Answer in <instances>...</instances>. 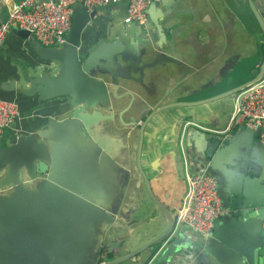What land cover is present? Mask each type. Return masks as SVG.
<instances>
[{
    "label": "crops",
    "instance_id": "obj_1",
    "mask_svg": "<svg viewBox=\"0 0 264 264\" xmlns=\"http://www.w3.org/2000/svg\"><path fill=\"white\" fill-rule=\"evenodd\" d=\"M253 3L264 20V0H253ZM184 6L192 10L194 19L190 15L182 17L183 24L193 22L177 40L176 52L182 56L181 64H163L145 70L140 83L133 81L139 77L137 70H128L123 66L126 64H120L115 72L128 74L131 80L119 79L115 95L109 87V109L101 107L97 110L105 119L102 117L104 120L92 125V139L86 141L78 133L70 132L69 135L62 134L56 142H48V146L55 148L57 177L75 184L79 190L82 188L83 192L92 193V198L117 224L104 230L99 248L94 250L89 264H104L97 261V254L107 246L115 247L126 232L142 229L151 221L157 223L158 234L167 227L168 214L149 198L137 164L138 128L149 113L161 106L195 103L224 94L253 80L264 63V35L245 0H188ZM148 9L153 16L161 12L158 7ZM5 18L6 10L0 7V20ZM148 18L145 26L150 28L151 20ZM138 25L126 21L123 4L98 8L96 16L81 34L78 52L85 57L97 46L104 51L114 45L127 48L131 56H139L143 49L137 43L129 47V41L124 37L126 30L130 35ZM166 36L169 39V33ZM19 39L11 30L0 49V97L16 103L20 110L19 119L5 131L0 142V147L4 148L36 133L50 134V120L65 112L67 107L66 99L43 102L39 96L27 97L16 89L4 87V84L16 81L25 88L23 78L30 79L44 73L55 76L58 70L56 64L39 58L24 40L22 42L29 47L28 50L15 49ZM3 47L8 48V52ZM19 59L24 61L22 68L18 65ZM12 60L17 66L12 64ZM144 60L145 57H141L140 65L147 63ZM98 65L106 66L103 58L98 60ZM104 77L105 84L109 85V77ZM235 95L200 106L178 105L156 115L147 125L141 167L154 197L172 215V220L187 190L184 158L188 159L190 170L197 163L209 173V166H205L204 157L200 154L205 148L202 145L203 134L222 138L246 131L243 124H234L227 130L234 111ZM181 118H187L185 122L194 124L187 127L183 139L184 123L179 124ZM132 120H136L135 129L130 127ZM7 131L9 135L6 138ZM219 169H224L222 163L211 171L221 175V186L225 188L226 197H230L241 185L236 184L237 178L233 174H229L226 180ZM259 185L264 188V177ZM7 191L8 188L0 190V195ZM182 225L179 227L185 231L191 244L182 264H220L218 245L214 239L209 240L212 236L201 238Z\"/></svg>",
    "mask_w": 264,
    "mask_h": 264
},
{
    "label": "water",
    "instance_id": "obj_2",
    "mask_svg": "<svg viewBox=\"0 0 264 264\" xmlns=\"http://www.w3.org/2000/svg\"><path fill=\"white\" fill-rule=\"evenodd\" d=\"M245 1L264 35V20L253 0ZM187 3L188 0H160L149 7H158L161 11L158 15L153 16L147 10L150 28L138 25L130 35L126 30L124 37L129 47L137 43L143 49L139 56H131L127 48L114 45L104 51L97 46L87 56H81L78 52L81 34L96 16V11L88 13L82 6L75 9L71 29L60 49L45 48L29 32L12 29L20 39L28 42L39 58L56 64L58 70L55 76L44 73L23 78L25 88L16 81L4 87L16 89L27 97L39 96L43 102L66 99L67 107L65 112L50 120V134L36 133L28 139H20L16 145L0 147V190L9 189L5 195H0V264H89L104 230L117 225L106 209L92 198V193L83 192L82 188L79 190L75 184L57 177L55 148L48 146V142H56L62 134L70 132L78 133L86 141L91 138L92 125L105 119L97 110L109 109V87L115 95L118 80L130 79L128 74L115 72L120 64L138 71L135 83H140L145 70L163 64H181L182 56L176 52L177 40L193 22L183 24L182 17L190 15L194 19L192 10L184 6ZM143 56L147 63L140 65ZM100 58L107 68L98 65ZM263 75L264 63L253 80L224 94L195 103L161 106L149 113L138 128L137 164L149 198L168 214L167 227L158 234L157 223L151 221L142 229L126 232L115 247L103 248L97 254V261L104 264H182L185 261L191 248L185 231L174 224L172 215L154 197L141 167L147 125L156 115L178 105L200 106L237 94ZM104 76L109 77V85L105 84ZM186 119L181 118L179 124H185ZM130 127H137L136 120L131 121ZM260 134L261 130L247 128L231 137L203 134L205 148L200 154L218 182L222 202V215L213 224L209 239H214L218 245L220 264H264V188L259 185L264 177V144L257 140ZM221 163L224 171L219 170L226 180L233 174L236 184L241 185L230 197H226L225 188L221 186V175L211 171Z\"/></svg>",
    "mask_w": 264,
    "mask_h": 264
},
{
    "label": "built area",
    "instance_id": "obj_3",
    "mask_svg": "<svg viewBox=\"0 0 264 264\" xmlns=\"http://www.w3.org/2000/svg\"><path fill=\"white\" fill-rule=\"evenodd\" d=\"M160 0H0L6 10V18L0 20V48L12 29L27 31L45 48H61L72 26L76 7L82 6L88 13L98 8L123 4L127 22L145 26L147 10ZM20 110L16 103L0 97V142L4 133L19 119ZM243 124L251 130H261L260 141L264 144V75L235 95L234 111L230 125ZM193 123L186 122L181 131ZM219 133L220 132H215ZM182 146V142L179 143ZM191 164V163H190ZM186 194L181 207L175 212L176 226L186 225L201 238L211 237L213 224L222 215V202L218 182L205 167L195 163L190 170L184 158Z\"/></svg>",
    "mask_w": 264,
    "mask_h": 264
},
{
    "label": "rangeland",
    "instance_id": "obj_4",
    "mask_svg": "<svg viewBox=\"0 0 264 264\" xmlns=\"http://www.w3.org/2000/svg\"><path fill=\"white\" fill-rule=\"evenodd\" d=\"M13 39H15V37H12V40ZM20 41H18V46H17V48H15V49H18V51L19 50H28V46L25 44V43H23L22 41V39H19ZM7 47V46H6ZM6 47H3V49L4 50H6L7 52H8V48H6ZM1 49V48H0ZM1 53V52H0ZM20 53V52H19ZM7 54V53H6ZM12 64L15 66H17V63L16 62H14L13 60H12ZM18 65H19V67L20 68H22V66H24V61H20V59H19V62H18ZM30 74H32V72H30ZM9 135V131H7L6 132V138H7V136Z\"/></svg>",
    "mask_w": 264,
    "mask_h": 264
},
{
    "label": "flooded vegetation",
    "instance_id": "obj_5",
    "mask_svg": "<svg viewBox=\"0 0 264 264\" xmlns=\"http://www.w3.org/2000/svg\"><path fill=\"white\" fill-rule=\"evenodd\" d=\"M219 171V170H218Z\"/></svg>",
    "mask_w": 264,
    "mask_h": 264
}]
</instances>
